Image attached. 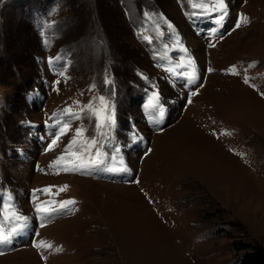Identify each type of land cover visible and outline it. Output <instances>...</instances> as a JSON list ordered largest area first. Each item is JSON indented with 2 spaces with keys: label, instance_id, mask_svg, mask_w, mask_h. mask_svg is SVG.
<instances>
[{
  "label": "rangeland",
  "instance_id": "1",
  "mask_svg": "<svg viewBox=\"0 0 264 264\" xmlns=\"http://www.w3.org/2000/svg\"><path fill=\"white\" fill-rule=\"evenodd\" d=\"M227 3L218 25L189 0H0V223L28 218L0 264H240V242L264 247V0ZM102 96L104 135L87 109ZM79 128L103 163L51 167Z\"/></svg>",
  "mask_w": 264,
  "mask_h": 264
},
{
  "label": "snow or ice",
  "instance_id": "2",
  "mask_svg": "<svg viewBox=\"0 0 264 264\" xmlns=\"http://www.w3.org/2000/svg\"><path fill=\"white\" fill-rule=\"evenodd\" d=\"M189 4L193 9H199L202 13H209L214 14L213 19L218 25H222L225 18L228 15V3L227 0H189ZM195 14V13H193ZM246 17L241 14L237 24L235 25L236 28H240L242 24L248 23ZM171 26V25H170ZM215 46V45H212ZM181 51L188 53V50L181 47ZM181 67H189L191 68L190 73H186L185 75L189 76L190 79H196V68H195V61L191 57V55H187V64L186 65H180ZM168 71H173V69H168ZM208 71H212V69H208ZM232 74H238L235 67L232 69ZM248 81L245 80V83ZM195 95L196 93H192ZM101 107L99 109L95 108L92 104H89L87 106V109L89 112H91L96 119L98 120V123L96 125V128L98 132L101 135H104V129L110 128L114 126L115 124V118L114 114L110 110V106L106 103L105 98L102 96L99 98ZM79 103V102H77ZM189 103L191 101L189 100ZM148 106L152 109H154L160 117L163 116L164 110L163 107L159 104V96L158 93L153 94V98L149 100ZM67 115L73 116L76 119H80V115L78 113L72 112L71 109L65 110ZM156 123H159V121H155ZM68 131H71L69 124L64 123L63 126L58 130V132L54 135L53 140L51 141L48 150L51 151L54 146L58 144V141L61 136L67 134ZM85 129L79 128L75 130V137L69 142V144L65 147L64 154H62L60 157L57 158L56 161H53L50 165L51 167L58 168L65 172H84L86 171L90 166L96 165L98 163H103V161L99 160L100 153L96 152L95 158L92 154H89L88 150L90 148H94L98 141L96 139H87L85 138ZM82 149V152L74 151V149ZM107 171H115V172H123L127 171V168L124 164L123 159L120 160V167H111L107 168ZM58 174V173H57ZM138 183V181H136ZM67 189V185L63 186V188L59 189V191H64ZM36 191H43L45 193H50L51 189L46 188L43 190H36ZM46 203H53V202H46ZM76 203L75 200H67L59 203L58 208H49L45 206L44 203L38 204L36 211L38 213H46L48 214V218H51V213L58 212L61 210H67L70 205H74ZM3 220L9 224H12L11 227L7 229V231L4 230L3 223H0V245H7L9 244L14 236L18 235L21 231H23L27 227V220L28 218L18 214L17 212H5ZM12 222H15L14 224ZM41 227L44 226L42 223L40 225ZM37 248L40 247H47L52 248V245L50 243L46 242H39L34 245ZM56 251H60V249H56ZM4 253L0 252V255H3Z\"/></svg>",
  "mask_w": 264,
  "mask_h": 264
},
{
  "label": "trees",
  "instance_id": "3",
  "mask_svg": "<svg viewBox=\"0 0 264 264\" xmlns=\"http://www.w3.org/2000/svg\"><path fill=\"white\" fill-rule=\"evenodd\" d=\"M236 247L238 251H242V254L239 256L240 264H264L263 246L240 242Z\"/></svg>",
  "mask_w": 264,
  "mask_h": 264
},
{
  "label": "bare ground",
  "instance_id": "4",
  "mask_svg": "<svg viewBox=\"0 0 264 264\" xmlns=\"http://www.w3.org/2000/svg\"><path fill=\"white\" fill-rule=\"evenodd\" d=\"M25 251H27V250H25Z\"/></svg>",
  "mask_w": 264,
  "mask_h": 264
}]
</instances>
